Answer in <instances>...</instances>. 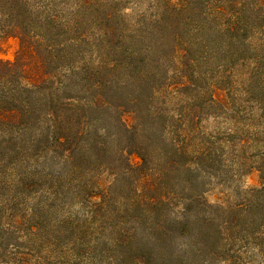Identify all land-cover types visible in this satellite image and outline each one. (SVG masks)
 <instances>
[{
    "label": "trees",
    "instance_id": "1",
    "mask_svg": "<svg viewBox=\"0 0 264 264\" xmlns=\"http://www.w3.org/2000/svg\"><path fill=\"white\" fill-rule=\"evenodd\" d=\"M145 1L0 0V45L19 42L15 61H0V233L31 240L22 253L0 248V264H49L54 240L38 224L53 215L104 231L126 264H178L173 235L191 238L202 264H242L250 251L264 264V158L258 188L210 204L208 179L222 171L200 127L231 106L264 111V95L216 96L240 67L263 84L264 0ZM141 102L147 125L129 129L122 115ZM246 145L232 125L217 146ZM73 202L85 220L67 216Z\"/></svg>",
    "mask_w": 264,
    "mask_h": 264
},
{
    "label": "rangeland",
    "instance_id": "2",
    "mask_svg": "<svg viewBox=\"0 0 264 264\" xmlns=\"http://www.w3.org/2000/svg\"><path fill=\"white\" fill-rule=\"evenodd\" d=\"M122 3H131L130 0H122ZM147 2L141 0L142 6ZM127 7H132L130 4ZM19 51V42L17 39L8 38L2 41L0 45V61L14 62ZM25 69L31 66L25 63ZM248 69L246 67H240L234 70L232 80L236 85L233 86V90L227 92L217 91L216 96L220 99L222 96L229 94L242 95V98H255L264 95V82L258 83L259 79L255 77H250L249 79L245 76ZM203 75L208 78V70H201ZM222 82V87H230L231 82ZM262 85V87H260ZM243 93H240L242 92ZM245 92V93H244ZM254 102L243 103L242 106H231V112L229 115L222 117H205L200 123L201 130L204 133H208L214 138L215 149L213 152V157L218 159L220 162L221 173L217 174L215 177L208 179L210 186L207 188L205 194V199L210 204L219 203L220 201L239 203L244 198L242 193L243 190L258 188L260 185V175L256 170L263 163L264 155H260L258 152L261 151L258 148V139L264 140V111L260 110ZM153 105H159V99L154 101ZM145 108L143 102L139 103V108H133L131 106L125 109L122 115L123 123L129 128L134 127L141 128L144 124L147 125L145 118H142L140 114V109ZM139 109V110H138ZM175 109H178L176 107ZM233 121H236L234 123ZM143 124V125H142ZM232 125H237L241 129V136L247 141L245 149L242 151V155L239 154L236 149L231 150V148L220 149L218 145L224 132L230 131ZM226 146V145H225ZM244 157L246 163L244 164L247 173L244 172V168L238 167L242 165ZM128 161L132 166H136L139 163V158L134 154L128 156ZM224 165V167H222ZM240 170V171H239ZM43 200V199H42ZM22 203H25L24 209L33 208L37 210L40 203L33 206L36 202L31 198L25 199L20 198ZM248 206L249 201L243 200ZM20 202L17 204L19 205ZM24 206V205H23ZM66 206L67 216L71 220H85L83 207L76 205L75 202L70 205L69 208ZM21 209V207H19ZM249 211L245 214L246 222L252 221V216L255 215L254 212ZM52 219L41 220L38 224V234L49 235L52 240H54V247L52 251L48 254H43L50 259L49 264H126V262H121L120 256L113 250L108 249L104 245V231H100L95 234V231L87 229L83 224L79 226H68L67 229L61 227L60 225H55L58 219L53 221ZM74 221L75 223L77 222ZM115 224V221H113ZM27 230V227L24 226ZM25 233V231H24ZM18 235H12L7 231H2L0 233V248L7 245L13 244L15 246V251L22 253L30 241L26 237H17ZM11 247V246H10ZM191 248L193 252H191ZM11 249V248H10ZM8 249V250H10ZM171 249L173 256H177L175 261L178 264H202L199 262V258L194 257L195 246L191 238L185 237L181 238L177 235H173L171 239ZM251 253V254H250ZM247 257H244L242 264H260L257 258H254V252L250 251ZM2 254H0L1 256ZM112 261V263L110 261ZM65 261V262H64ZM226 264L219 261L209 262V264Z\"/></svg>",
    "mask_w": 264,
    "mask_h": 264
}]
</instances>
